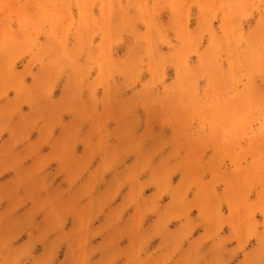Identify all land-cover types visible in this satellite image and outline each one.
Returning a JSON list of instances; mask_svg holds the SVG:
<instances>
[{"label": "rangeland", "instance_id": "obj_1", "mask_svg": "<svg viewBox=\"0 0 264 264\" xmlns=\"http://www.w3.org/2000/svg\"><path fill=\"white\" fill-rule=\"evenodd\" d=\"M0 264H264V0H0Z\"/></svg>", "mask_w": 264, "mask_h": 264}]
</instances>
